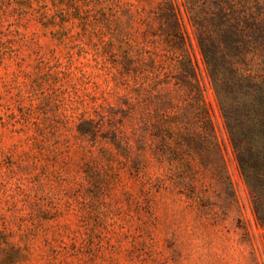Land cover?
<instances>
[{"label": "rangeland", "instance_id": "374dc122", "mask_svg": "<svg viewBox=\"0 0 264 264\" xmlns=\"http://www.w3.org/2000/svg\"><path fill=\"white\" fill-rule=\"evenodd\" d=\"M161 1L114 5L146 19ZM173 1L236 202L209 182L203 208L178 190L145 185L102 137L124 94L104 68L105 0H0V231L26 256L18 264H264V227L185 0ZM127 27L142 40L145 23ZM86 119L104 120L97 141L78 132ZM147 157L154 179L159 171Z\"/></svg>", "mask_w": 264, "mask_h": 264}, {"label": "trees", "instance_id": "16d2710c", "mask_svg": "<svg viewBox=\"0 0 264 264\" xmlns=\"http://www.w3.org/2000/svg\"><path fill=\"white\" fill-rule=\"evenodd\" d=\"M105 0L103 25L111 35L104 68L124 94L118 118L102 137L145 185L178 190L199 207L213 193L236 202L222 146L197 67L173 0L146 19ZM194 37L224 117L255 215L264 227V0H185ZM146 24L142 40L128 34ZM104 122V120H103ZM103 122L86 119L78 132L97 141ZM105 135V136H104ZM149 155L159 171L148 173ZM26 256L0 231V264Z\"/></svg>", "mask_w": 264, "mask_h": 264}]
</instances>
